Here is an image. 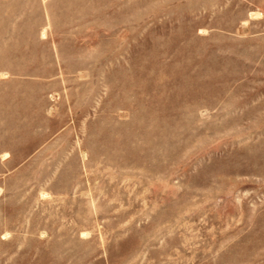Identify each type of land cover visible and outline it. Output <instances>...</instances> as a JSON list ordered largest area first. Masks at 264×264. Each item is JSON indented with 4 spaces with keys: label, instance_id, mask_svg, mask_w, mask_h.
<instances>
[{
    "label": "rangeland",
    "instance_id": "rangeland-1",
    "mask_svg": "<svg viewBox=\"0 0 264 264\" xmlns=\"http://www.w3.org/2000/svg\"><path fill=\"white\" fill-rule=\"evenodd\" d=\"M0 264H264V0H0Z\"/></svg>",
    "mask_w": 264,
    "mask_h": 264
},
{
    "label": "bare ground",
    "instance_id": "bare-ground-1",
    "mask_svg": "<svg viewBox=\"0 0 264 264\" xmlns=\"http://www.w3.org/2000/svg\"><path fill=\"white\" fill-rule=\"evenodd\" d=\"M45 71V70H44Z\"/></svg>",
    "mask_w": 264,
    "mask_h": 264
}]
</instances>
